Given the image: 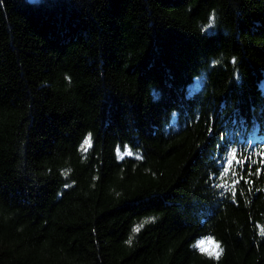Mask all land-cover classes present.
<instances>
[{"label": "trees", "instance_id": "obj_1", "mask_svg": "<svg viewBox=\"0 0 264 264\" xmlns=\"http://www.w3.org/2000/svg\"><path fill=\"white\" fill-rule=\"evenodd\" d=\"M233 146L262 159L264 0H0V264H264Z\"/></svg>", "mask_w": 264, "mask_h": 264}, {"label": "snow or ice", "instance_id": "obj_2", "mask_svg": "<svg viewBox=\"0 0 264 264\" xmlns=\"http://www.w3.org/2000/svg\"><path fill=\"white\" fill-rule=\"evenodd\" d=\"M215 23V12L209 16L208 24L204 26L205 29L212 27V25ZM236 62V59L233 58V63ZM213 63H218V61H213ZM67 79H70V77H66ZM92 147V133H88L86 136H84L81 144H80V150L81 152H87L88 149ZM237 148L236 147H230L226 155V160L224 163L223 168L218 172L217 180L218 183L216 184L217 188H225L231 192L232 199L235 201L236 197V185L240 183L241 180L244 181L245 184H248L250 181L247 179L244 175V164L248 163V176L251 177L253 174L256 176L261 175V167H257L255 173L252 172L253 165L259 163L261 166H264V148L261 149L260 155L262 159L258 162L255 159H253V154L249 153L247 155H237ZM117 157L120 159H123L125 156H132L136 155L138 159H143L142 156H140L138 153H134L128 145H124V150L121 151L120 147L117 146L116 148ZM235 162V163H234ZM236 165L239 166L240 169V175L238 176ZM70 170H65L63 173L65 176L68 175ZM229 173H231V176H229ZM238 176V178H237ZM65 187H68V185H65ZM251 191V189H249ZM259 191V189H258ZM154 217L147 218L145 221L141 222L140 224L136 225L133 228V233H138L144 226L145 223L151 222L154 220ZM259 227V234L261 236H264V226H258ZM132 237L130 236L129 239L126 241V243L131 244ZM193 247L197 248L202 254H206L209 257H212L216 260H219L222 256L224 249L219 241H217L212 236H207L202 239H199L196 241V243L193 245Z\"/></svg>", "mask_w": 264, "mask_h": 264}]
</instances>
